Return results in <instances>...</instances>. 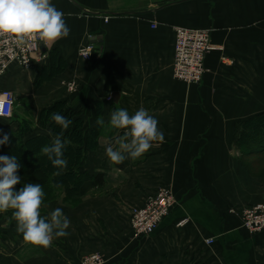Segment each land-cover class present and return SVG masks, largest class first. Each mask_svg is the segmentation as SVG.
Segmentation results:
<instances>
[{
	"label": "crops",
	"instance_id": "1",
	"mask_svg": "<svg viewBox=\"0 0 264 264\" xmlns=\"http://www.w3.org/2000/svg\"><path fill=\"white\" fill-rule=\"evenodd\" d=\"M51 2L64 13L70 34L49 47L43 43L46 56L32 67L13 63L0 77V87L16 98L13 117H0V138L18 131L23 118L33 121L27 136L52 137L39 116L59 100L81 111L87 129L103 117L99 144L82 169L103 173L101 189L111 190L88 199L98 186L85 182L82 204L59 207L71 222L69 235L48 248L26 243L13 217L0 213V264H81L93 253L105 264H264V232L250 234L238 214L264 200L242 177L233 141L236 123L264 110V0ZM178 25L212 29L219 48L207 54L201 83L173 75ZM88 42L99 51L86 60L79 49ZM53 49L66 67L40 81ZM140 107L158 120L164 141L136 160L112 164L105 148L123 132L110 127V113L124 108L134 114ZM162 187L172 189L176 203L153 234L138 235L131 209Z\"/></svg>",
	"mask_w": 264,
	"mask_h": 264
},
{
	"label": "clouds",
	"instance_id": "2",
	"mask_svg": "<svg viewBox=\"0 0 264 264\" xmlns=\"http://www.w3.org/2000/svg\"><path fill=\"white\" fill-rule=\"evenodd\" d=\"M69 34L64 13L51 0H0V36L14 38L20 47L35 48L37 41L49 47ZM50 119L61 128V132L50 144L42 146L41 152L58 169L54 175L59 176L68 165L63 136L72 121L59 112L52 113ZM96 123L103 126V117H98ZM109 124L112 129L123 132L115 137L114 144L109 142L105 148L106 157L115 165L127 159L136 160L153 144L164 141L158 120L144 107L134 114L124 108L116 109L110 113ZM9 142L6 134L0 138V146ZM20 168L15 155H0V213L11 211L16 231L26 243L48 248L55 238L69 235L67 229L71 222L61 208H56L47 216L41 215L45 195L41 184L23 183L17 190L16 186L21 184Z\"/></svg>",
	"mask_w": 264,
	"mask_h": 264
},
{
	"label": "trees",
	"instance_id": "3",
	"mask_svg": "<svg viewBox=\"0 0 264 264\" xmlns=\"http://www.w3.org/2000/svg\"><path fill=\"white\" fill-rule=\"evenodd\" d=\"M49 57L50 70L47 67L41 69L40 81L54 76L66 67L58 50H51ZM54 112H59L72 121L63 136L66 142L64 156L68 160V165L59 176L54 175L58 169H55L41 152L42 146L50 144L56 134L61 132V128L50 119ZM39 125L49 129L52 137L44 133L27 136L32 131L33 121L23 118L18 131L10 130L5 133L9 136L10 142L4 145V154L15 155L18 158L21 164L18 174L26 178L39 179L45 194L41 208L43 215L45 205L50 200L58 199L61 194L65 201L78 202L81 198L82 185L87 181H93L98 188L105 185L103 173H92L82 169L88 153L98 146L104 125L96 123L91 129H87L81 111L74 109L66 100L56 101L43 108L39 116ZM233 141L235 147L241 151L240 160L244 166L253 176L264 182V110L239 120L236 123ZM16 188L18 190L20 186ZM7 213L12 217L11 211ZM19 236L22 237L21 234Z\"/></svg>",
	"mask_w": 264,
	"mask_h": 264
},
{
	"label": "built area",
	"instance_id": "4",
	"mask_svg": "<svg viewBox=\"0 0 264 264\" xmlns=\"http://www.w3.org/2000/svg\"><path fill=\"white\" fill-rule=\"evenodd\" d=\"M153 27H157L153 24ZM174 77L186 84L201 83L206 72L205 60L207 54L219 48L212 42V29L175 26ZM43 42L37 41L35 48L30 46H18L14 38L10 36H0V77L3 76L13 63H17L24 68L33 66L36 60L44 58L41 45ZM99 51L98 46L93 42H88L79 49V56L83 59H91ZM70 90H76L75 83L70 82ZM16 98L13 91L0 87V115L1 118H12ZM176 203V198L172 189L162 187L155 193L150 194L144 205L135 206L131 209L130 221L138 235H151L159 227L162 220L167 217ZM232 212H235L232 210ZM238 214L241 216L244 227L251 234L264 232V202L255 203L243 207ZM189 219L181 220L178 225L183 226ZM207 244L215 243L214 238H208ZM106 260L101 253H93L81 261V264H105Z\"/></svg>",
	"mask_w": 264,
	"mask_h": 264
},
{
	"label": "rangeland",
	"instance_id": "5",
	"mask_svg": "<svg viewBox=\"0 0 264 264\" xmlns=\"http://www.w3.org/2000/svg\"><path fill=\"white\" fill-rule=\"evenodd\" d=\"M235 152L237 154V157L239 158L240 160V155H241V151L239 149H237L235 147ZM240 164H241V167L245 170V175L242 174V177H247L248 178V181H250L253 185V193L256 195V196H260L261 199L264 200V182L261 181V179L253 176L249 170L244 166V164L242 163V161L240 160ZM263 165H264V161H263ZM24 173V171H23ZM20 177H21V184H19L18 186H23V183H27V182H32V183H39L40 184V181L39 179L37 178H26V176H23V175H20V173L18 174ZM107 190H111L107 187L104 188V191L103 189L101 188H98L96 189L95 191L92 192V197L91 198H88V199H92L93 197L95 196H98V195H101V194H104L105 192H108ZM63 194L60 195V197H58V199H53V200H50L44 207V213H43V216H47V212L50 213L51 211L55 210L56 208H59V207H62V208H66L67 207H70V208H74L80 204H82L84 202V197L81 196L80 200L78 202H71V201H65L63 199ZM87 200V199H86ZM49 210V211H48ZM66 215V212L64 213ZM131 218V217H130ZM91 255V254H90ZM89 255L85 256L83 258V260L88 257ZM106 260V259H105Z\"/></svg>",
	"mask_w": 264,
	"mask_h": 264
},
{
	"label": "water",
	"instance_id": "6",
	"mask_svg": "<svg viewBox=\"0 0 264 264\" xmlns=\"http://www.w3.org/2000/svg\"><path fill=\"white\" fill-rule=\"evenodd\" d=\"M41 49H42V51L43 52H45L46 51V47L44 46V44L42 43V45H41ZM115 96V100H116V94L114 95Z\"/></svg>",
	"mask_w": 264,
	"mask_h": 264
}]
</instances>
